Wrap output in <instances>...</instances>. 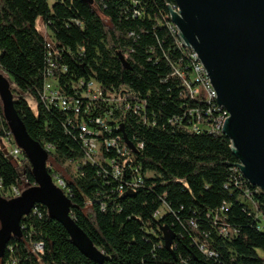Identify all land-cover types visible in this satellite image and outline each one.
<instances>
[{
    "label": "trees",
    "instance_id": "obj_1",
    "mask_svg": "<svg viewBox=\"0 0 264 264\" xmlns=\"http://www.w3.org/2000/svg\"><path fill=\"white\" fill-rule=\"evenodd\" d=\"M174 5L0 0V73L10 81L28 134L57 166L47 164L65 186L73 220L104 257L96 263L84 256L64 226L37 205L0 264H264L257 217L264 214V194L238 171L231 141L210 132L215 105L202 93L192 97L181 77L190 79L192 64L172 29ZM39 19L50 39L37 29ZM49 80L79 103V112L43 100ZM81 82L97 83L105 95L88 105ZM97 119L107 126L104 138L122 151L103 148L89 161L81 126L98 130ZM9 137L0 100V144ZM35 185L26 157L16 161L1 147L2 197L11 200L13 187L23 192ZM39 243L42 254L34 252Z\"/></svg>",
    "mask_w": 264,
    "mask_h": 264
},
{
    "label": "water",
    "instance_id": "obj_2",
    "mask_svg": "<svg viewBox=\"0 0 264 264\" xmlns=\"http://www.w3.org/2000/svg\"><path fill=\"white\" fill-rule=\"evenodd\" d=\"M94 5V0H83ZM169 11L178 38L193 50L217 92V104L229 113L222 134L242 176L264 193V0H174ZM124 67L129 64L120 57ZM3 115L14 143L30 162L36 185L7 200L0 194V260L13 238H22V221L37 205L64 226L74 246L101 263L103 254L71 216V200L48 169L49 152L28 134L16 109L10 81L0 73ZM124 133V129H121ZM127 146H134L124 135ZM172 235L166 233L169 249Z\"/></svg>",
    "mask_w": 264,
    "mask_h": 264
},
{
    "label": "built area",
    "instance_id": "obj_3",
    "mask_svg": "<svg viewBox=\"0 0 264 264\" xmlns=\"http://www.w3.org/2000/svg\"><path fill=\"white\" fill-rule=\"evenodd\" d=\"M171 9L178 11L175 8V5L172 6ZM170 20H171V14H170ZM172 26H173L172 29L174 30V32L177 35L178 45L180 47H183L184 49H187L184 47L182 41L178 38L177 28L173 24H172ZM188 50L190 51L189 57L191 59V64H192L191 65L190 79L186 80V78H185L186 76L184 74H181V77L184 79L185 85L189 89L192 97H198L202 93V95L204 96V101L208 105H212V104L215 105V108L217 111L216 112L217 117L212 124V129L210 132L222 134V130H223L222 127H223V124H224L226 118L227 119L229 118V113L217 104V92L214 89V87L211 83V80L207 75L205 67L202 64V62L199 60L197 54L191 49H188ZM80 85H81V87H84L86 89L84 91L85 93H84V96L82 98L87 100L88 105L92 104V101H97L98 99L102 98L105 95L103 93L101 87L95 82H90L88 84L81 82ZM43 94H44L43 100H47L50 104L56 102L63 109H70L72 107V109H74L76 112H79V107H78L79 103L78 102L72 103L71 101H69L68 99L63 97V95H61L60 91L57 89L55 82H53L52 80L51 81L49 80L46 83ZM112 96L114 98V95H112ZM207 113L211 114L212 110L208 109ZM193 115L197 116L198 119H201V114L199 112H196ZM95 122H96V125L99 127L98 130L89 129L86 124L81 126L82 140L84 143V147L86 148V151H87L86 152V158L89 161H93L92 156L93 155L96 156L99 153H101V151H102L101 149H103V148H105L106 150L117 149V146H116L117 142L116 141L104 138V132L101 129L104 128L105 132L107 131V126H105V122L101 119H97ZM195 131H197V128H195ZM101 137L104 138L103 142H99V139ZM6 141L8 143H11V144H12V142H14L11 134H10L9 138H6ZM12 145H13L12 149L9 153L14 160L19 161L20 158H22L24 154H23L22 150L16 146V144H12ZM139 148H141V146H139ZM121 151L122 150L117 149L118 153H121ZM123 151H125V150H123ZM237 169L240 172L238 167H237ZM240 174H241V172H240ZM115 176L116 177L121 176L120 169L115 168ZM55 184L59 188H61L62 190L65 188L63 182L60 180L55 182ZM258 190L262 194H264L260 189H258ZM21 194H22V191L17 187H13L11 192H10V195L13 199L21 196ZM251 196H252L251 193H247V197L249 200H251V198H250ZM257 217H258V219H260V229L264 230V214H258ZM43 251H44V246L42 243L36 244L34 246V252L35 253L42 254Z\"/></svg>",
    "mask_w": 264,
    "mask_h": 264
},
{
    "label": "rangeland",
    "instance_id": "obj_4",
    "mask_svg": "<svg viewBox=\"0 0 264 264\" xmlns=\"http://www.w3.org/2000/svg\"><path fill=\"white\" fill-rule=\"evenodd\" d=\"M48 2H49V4H50V6H52V5L54 4L55 0H48ZM36 25H37V29L39 30V32H40L41 34H43L44 36H46L47 39H48V38L50 39V37H49L50 33H49L48 29L46 28V26L44 25L42 19H39V20L37 21V24H36ZM32 109H33L34 113L37 112V110H36V106H35L34 104H32ZM12 146H13V145H12L11 143H8L6 140H5L4 142H1V144H0V148L2 147L6 152H10L11 149H12ZM48 164H49L51 167L57 169V166L54 165L52 162H50V163H48ZM0 263H1V260H0Z\"/></svg>",
    "mask_w": 264,
    "mask_h": 264
}]
</instances>
